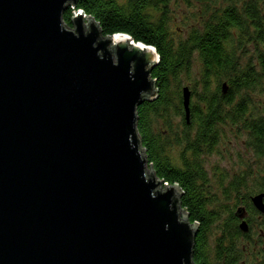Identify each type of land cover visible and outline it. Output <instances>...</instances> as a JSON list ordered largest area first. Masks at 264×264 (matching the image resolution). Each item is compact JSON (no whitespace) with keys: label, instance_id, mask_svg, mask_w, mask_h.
I'll return each mask as SVG.
<instances>
[{"label":"water","instance_id":"1","mask_svg":"<svg viewBox=\"0 0 264 264\" xmlns=\"http://www.w3.org/2000/svg\"><path fill=\"white\" fill-rule=\"evenodd\" d=\"M77 1L0 0V264H194L198 226L137 132L159 56L80 10L66 28Z\"/></svg>","mask_w":264,"mask_h":264},{"label":"trees","instance_id":"2","mask_svg":"<svg viewBox=\"0 0 264 264\" xmlns=\"http://www.w3.org/2000/svg\"><path fill=\"white\" fill-rule=\"evenodd\" d=\"M174 0H78L63 14V24L73 28L72 18L82 11L93 19L105 37L116 34L130 36L134 42L153 47L159 63L151 78L155 80L157 96L138 106L137 132L147 167L155 177L167 185H177L181 191L180 205L190 224L197 225L192 259L194 264H239L243 250L239 239L247 238L239 226L237 210L228 213L221 227L216 246L210 248L211 227L219 220L220 211L212 209L213 198L208 194V175L201 162L205 153L212 154L217 144V126L230 120H244L248 103L238 101L241 93L253 92L264 78V53L259 57V67L246 65L243 70L239 56L234 51V34L239 45L249 43L264 47V0H193L200 6L198 26L191 28L182 40L172 38L168 29L167 13ZM186 4L192 0H181ZM159 12L154 18L149 10ZM201 64V74L195 82L199 90L197 102L190 96V116L186 119L182 84L183 77L191 75L193 56ZM189 93L195 94L191 88ZM154 117L165 121L166 128L155 133ZM174 119H179L174 124ZM250 133L251 146L259 157H264V117L245 123ZM181 147V165H174L167 151ZM258 190L242 195L245 183L236 180L230 184L236 203H241L251 213H256L251 199L264 194V172ZM264 264V263H263Z\"/></svg>","mask_w":264,"mask_h":264},{"label":"rangeland","instance_id":"3","mask_svg":"<svg viewBox=\"0 0 264 264\" xmlns=\"http://www.w3.org/2000/svg\"><path fill=\"white\" fill-rule=\"evenodd\" d=\"M122 2L123 0H119ZM167 13L168 29L172 38L179 41L187 37L191 28L198 26L201 18L200 6L196 1L186 4L181 0H174ZM149 13L158 18L159 12L149 10ZM87 21L84 20V25ZM73 30V28H71ZM87 29V27H86ZM238 33L234 34L236 46L234 51L239 56V62L243 70L246 65L253 64L259 67V57L264 53V47L259 44L247 42L239 45L237 42ZM201 74V64L197 56L192 58L191 75L184 76L182 84L185 88H191L195 94L191 93V101L197 102L199 90H195V82L199 80ZM261 86L255 91L241 93L237 96L238 101L246 100L248 103L247 113L244 120L234 123L230 120L225 121L217 126V144L212 154L205 153L201 156V162L208 175L207 192L213 198L212 209L220 211L219 220L211 227L209 237L210 248L216 246L217 238L221 227L228 218V213L236 211L238 207L244 206L236 203L237 195L231 193L226 198L225 192L230 193V184L234 181L242 180L245 186L242 195L247 196L258 190L262 183V173L264 172V157H259L251 146L249 131L245 129V123H252L258 117H264V78L259 81ZM179 119H174L173 123L177 124ZM154 132H162L166 125L159 117L153 120ZM174 165H181V147L170 148L167 151ZM263 216V215H262ZM258 214L249 216L251 221V231L247 238L239 239L238 246L243 250V256L239 264H263L264 263V216ZM180 217L181 211H180Z\"/></svg>","mask_w":264,"mask_h":264},{"label":"flooded vegetation","instance_id":"4","mask_svg":"<svg viewBox=\"0 0 264 264\" xmlns=\"http://www.w3.org/2000/svg\"><path fill=\"white\" fill-rule=\"evenodd\" d=\"M247 209V208H246ZM254 210L256 211V213H251V212H249V210H247V211H245V213H244V219L242 220V219H240V222H243V221H245L246 223H247V225H248V231H251V221H250V219H249V216L251 215V214H253V215H257L258 216V214L260 215V216H264V214H260L255 208H254ZM262 216V217H263Z\"/></svg>","mask_w":264,"mask_h":264},{"label":"bare ground","instance_id":"5","mask_svg":"<svg viewBox=\"0 0 264 264\" xmlns=\"http://www.w3.org/2000/svg\"><path fill=\"white\" fill-rule=\"evenodd\" d=\"M86 16V15H85ZM114 36H124V37H127V36H125V34H123V35H119V34H116V35H114ZM128 39H129V37H127ZM130 40V39H129ZM126 43H127V45L128 46H130L129 45V41H126ZM131 47V46H130ZM252 206H253V204H252ZM254 207V206H253ZM255 208V207H254ZM242 209L244 210V213H245V211H247L248 209H246V208H244V207H242ZM238 211V210H237Z\"/></svg>","mask_w":264,"mask_h":264},{"label":"built area","instance_id":"6","mask_svg":"<svg viewBox=\"0 0 264 264\" xmlns=\"http://www.w3.org/2000/svg\"><path fill=\"white\" fill-rule=\"evenodd\" d=\"M165 184H167V183H165V182L163 183V189H164ZM167 186H169V185H167Z\"/></svg>","mask_w":264,"mask_h":264}]
</instances>
